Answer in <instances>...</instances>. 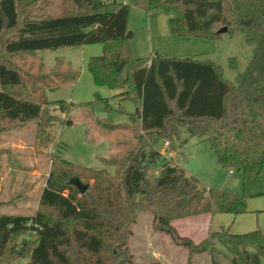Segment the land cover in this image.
Here are the masks:
<instances>
[{
    "label": "trees",
    "instance_id": "trees-1",
    "mask_svg": "<svg viewBox=\"0 0 264 264\" xmlns=\"http://www.w3.org/2000/svg\"><path fill=\"white\" fill-rule=\"evenodd\" d=\"M67 1L61 16L27 17V6L37 0H0V133L34 121L35 148H46L58 121L50 104L62 112L72 104L37 100L8 56L96 42L102 53L89 57L88 71L94 85L113 89L112 97L134 105V113L128 114L136 143L113 174L67 159L52 160L35 212L0 213V264H20L23 257L26 264L131 263L128 240L137 213H149L152 226L175 245L191 254L206 253L209 264H264L260 228L241 234L231 233L228 226L209 228L198 242L176 230L173 222L178 219L242 213L245 195L204 186L157 148L160 141L174 148L184 128L190 137L209 141L223 169L242 179L261 173L264 0ZM131 6L145 13L175 12L169 28L179 36L216 39L222 26L230 35L241 31L253 47L251 60L232 82L209 59L159 53L136 58L125 38ZM76 177L88 185L85 192L71 182Z\"/></svg>",
    "mask_w": 264,
    "mask_h": 264
},
{
    "label": "rangeland",
    "instance_id": "rangeland-1",
    "mask_svg": "<svg viewBox=\"0 0 264 264\" xmlns=\"http://www.w3.org/2000/svg\"><path fill=\"white\" fill-rule=\"evenodd\" d=\"M67 2L37 0L35 4L27 6L26 16H61L66 10ZM128 13L126 29L130 32L129 45L136 58H150L159 53L166 57L209 59L219 66L223 77L232 82L251 60L253 47L245 42L241 31L234 35L224 32L216 39L179 36L169 28V19L176 15L175 12L159 10L145 13L143 9L131 6ZM101 53V44L94 42L56 49L18 51L8 56L12 64L22 70L24 84L37 100H65L72 104L68 112L53 109L55 104H50L58 121L51 128L53 137L50 144L39 150L34 145L35 152L40 154L38 163L41 166V176L38 178V186L34 183L29 188L32 177L28 175H24L16 183L11 181V190L0 195V201L3 197L7 198L5 205L0 207V213L35 212L40 192L38 187L47 178L52 160L57 162L59 159H67L80 166L104 168L113 174L118 169V161L135 145L128 114L134 113V105L112 97L115 94L113 89L94 85L88 71L89 57ZM95 91L109 98L108 102L97 98ZM35 133V122L32 121L24 128L4 132L1 137L12 139L21 134L24 140L31 142L35 139ZM179 139L174 148L171 144L164 146V141H160L157 148L164 154L170 152L175 163L184 167L189 160L195 158L200 163L195 176L204 186L244 194L246 201V210L235 216L218 213L210 222L203 219L179 221L177 225L181 233L191 235L190 238L198 242L205 237L209 228L217 230L223 225L228 226L231 233L237 234L258 228L264 230V168L261 173L249 174L242 179L237 172L230 174L228 169L219 166L209 141L196 136L190 137L184 128H181ZM14 149L16 148L8 146L4 159L12 167H17L19 161ZM105 159H111L112 162ZM66 193L67 190L64 194ZM151 218L149 213H137L128 240L133 258L127 264H150L154 261L160 264H209L206 253L191 254L185 247L175 245L169 235L152 226ZM217 247L226 250L221 245ZM27 261L28 258L23 257L20 264H26Z\"/></svg>",
    "mask_w": 264,
    "mask_h": 264
},
{
    "label": "crops",
    "instance_id": "crops-1",
    "mask_svg": "<svg viewBox=\"0 0 264 264\" xmlns=\"http://www.w3.org/2000/svg\"><path fill=\"white\" fill-rule=\"evenodd\" d=\"M19 128H24V126L19 127ZM4 132H7V131L1 132L0 137L4 134ZM18 133H20V132H18ZM8 146L16 148V149H14V152H16V154H17V155L15 154L16 159L19 162H18L17 167L13 166L14 169L4 159L5 158L4 152L5 151L7 152ZM39 157H40V154H37L35 152V149H34V140L31 142L26 141L22 138L21 134L15 135V137L12 139L10 137H4V136L1 137L0 138V195L7 194L9 192L8 190H11L10 182L13 181V183L14 182L16 183L20 178L24 177V175H28V176L32 177V179H31L32 185H30L29 188H32L34 183H35V185L38 186V182H39L38 178H40V176H41V171L39 170L41 166L38 163V161L40 160V159H38ZM21 160H24V162H21ZM45 181H46V179L44 180V182H40L43 184H40V187H38L39 191H40L39 196H40V193L42 192L41 189L45 185ZM6 200H7V198L3 197V199L0 201V207L1 208L3 207V205H5ZM195 217H200V218L199 219H195V218L178 219L177 221L173 222V225L175 226L176 230L180 234H183V233H181V229H179V227L177 225L179 221H186L189 219H193L192 221H194V220L203 219L205 222H208V221L210 222V220L213 219V216L211 217V216L206 215V214L198 215ZM184 235L191 237V235H187V234H184Z\"/></svg>",
    "mask_w": 264,
    "mask_h": 264
},
{
    "label": "water",
    "instance_id": "water-1",
    "mask_svg": "<svg viewBox=\"0 0 264 264\" xmlns=\"http://www.w3.org/2000/svg\"><path fill=\"white\" fill-rule=\"evenodd\" d=\"M227 31V27L226 26H222L218 32L219 33H224ZM130 37V32H126L125 38H129ZM138 110V109H137ZM200 167V163L199 161H197L195 158H192L191 160H189L185 166V168L187 169V171H189L191 173V175H195L196 174V170ZM71 182L76 186V188L80 191V193L85 192L87 190V184L83 183L80 181L79 178H73L71 180Z\"/></svg>",
    "mask_w": 264,
    "mask_h": 264
},
{
    "label": "built area",
    "instance_id": "built-area-1",
    "mask_svg": "<svg viewBox=\"0 0 264 264\" xmlns=\"http://www.w3.org/2000/svg\"><path fill=\"white\" fill-rule=\"evenodd\" d=\"M164 146H168V142L167 141L164 142ZM162 154L165 155L167 158H172V156H173L170 152H168L166 154H164V153H162ZM229 173L232 174L233 170H230Z\"/></svg>",
    "mask_w": 264,
    "mask_h": 264
}]
</instances>
